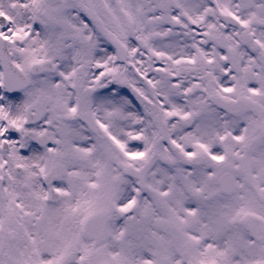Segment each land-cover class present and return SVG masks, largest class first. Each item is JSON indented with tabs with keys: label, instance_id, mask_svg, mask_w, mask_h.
Segmentation results:
<instances>
[{
	"label": "snow or ice",
	"instance_id": "6c2138e0",
	"mask_svg": "<svg viewBox=\"0 0 264 264\" xmlns=\"http://www.w3.org/2000/svg\"><path fill=\"white\" fill-rule=\"evenodd\" d=\"M0 264H264V0H0Z\"/></svg>",
	"mask_w": 264,
	"mask_h": 264
}]
</instances>
